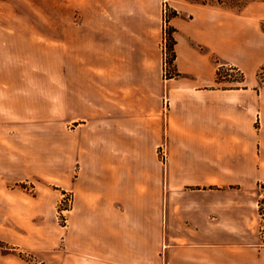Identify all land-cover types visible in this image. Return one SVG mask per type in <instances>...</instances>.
<instances>
[{"label": "crops", "instance_id": "0c3cea01", "mask_svg": "<svg viewBox=\"0 0 264 264\" xmlns=\"http://www.w3.org/2000/svg\"><path fill=\"white\" fill-rule=\"evenodd\" d=\"M156 2L79 0L88 38L71 53L59 109L52 81L39 154L73 196L63 264H264V34L183 4L189 19L170 23L182 77L164 81ZM224 67L242 70L243 85L219 82ZM8 78L0 70V131ZM33 99H19L23 118L44 116ZM8 156L0 134L1 166Z\"/></svg>", "mask_w": 264, "mask_h": 264}, {"label": "rangeland", "instance_id": "374dc122", "mask_svg": "<svg viewBox=\"0 0 264 264\" xmlns=\"http://www.w3.org/2000/svg\"><path fill=\"white\" fill-rule=\"evenodd\" d=\"M156 1L161 5L163 17L150 18L149 22L157 33L162 32L164 81L182 77L176 68V57L172 60L171 35L175 39L176 30L170 23L176 17L189 19L188 14L183 13V4L222 8L232 15L234 24L264 34V0ZM79 4V0H0V45L5 49L4 54H0V70L8 74L11 89L8 97L5 95L7 101L2 113L7 116L0 131L8 138L9 148L8 159L0 165V264H63L64 228L73 196L62 191V182L46 172L42 165L47 164V160L39 158V154H48V121L44 117L48 114L52 81L57 84L59 109L64 96L65 72L77 69L71 53L77 50L83 34L86 40L88 38L87 30H80L83 17ZM174 14L177 16L172 18ZM120 19L123 21L122 17ZM142 21L132 19L135 24ZM144 38L150 39L148 35ZM262 60L257 74L264 69V54ZM228 68L238 69L220 68L218 80L231 87L242 86V70L238 69L241 75L237 76L226 73ZM262 76L264 78V71ZM54 77L56 79H51ZM257 80L259 82L258 76ZM31 96L36 114L44 115L40 119L30 120L21 115V108L26 104L19 99ZM162 150L167 160L165 144L159 150L160 158ZM261 191L263 194L264 190ZM70 196L69 205L65 198Z\"/></svg>", "mask_w": 264, "mask_h": 264}, {"label": "built area", "instance_id": "2783aa9c", "mask_svg": "<svg viewBox=\"0 0 264 264\" xmlns=\"http://www.w3.org/2000/svg\"><path fill=\"white\" fill-rule=\"evenodd\" d=\"M226 71H227L226 73H229V72L230 73H234L237 76L241 75L238 69L228 68V70H226ZM161 159L164 162L166 161V153H165V150H162L161 151ZM262 189L264 190V188H262ZM65 201H66V203H68L70 205L71 202H72L71 196L68 197V198H65ZM66 206H67V204H66ZM64 210L66 212L67 209H64ZM260 212H261L262 218H264V191H263V194H262V200L260 202Z\"/></svg>", "mask_w": 264, "mask_h": 264}, {"label": "trees", "instance_id": "16d2710c", "mask_svg": "<svg viewBox=\"0 0 264 264\" xmlns=\"http://www.w3.org/2000/svg\"><path fill=\"white\" fill-rule=\"evenodd\" d=\"M206 5V4H205ZM177 16V14H174L173 15V17L172 18H174V17H176ZM174 32V30H172V33ZM171 43H172V53H173V61L175 60V57H176V55H175V50H174V46H175V39H174V37L171 35ZM263 71H264V69L262 68L261 70H260V72L257 74V76H258V79H259V82H260V85H262V86H264V78H263ZM178 76H180V74H178ZM219 82H222L221 80H218ZM262 188H264V187H262Z\"/></svg>", "mask_w": 264, "mask_h": 264}]
</instances>
